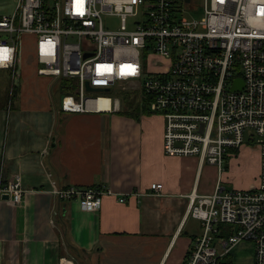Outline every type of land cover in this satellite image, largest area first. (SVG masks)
Segmentation results:
<instances>
[{"label": "built area", "instance_id": "1", "mask_svg": "<svg viewBox=\"0 0 264 264\" xmlns=\"http://www.w3.org/2000/svg\"><path fill=\"white\" fill-rule=\"evenodd\" d=\"M202 2V16L189 18L183 13L194 0H17L0 16V69L19 77L21 38L35 35L37 74L76 81L73 93L61 94L62 112L119 109L120 99L108 94L138 90L141 109L165 119L167 155L197 157L220 176L230 152L258 151L260 173L249 188L228 190L219 177L211 195H189V215L202 231L183 264H220L241 242L252 244L253 264H264V0ZM106 17L118 26L105 25ZM5 193L12 204L23 201L19 176L0 182ZM53 193L97 211L113 192L68 186Z\"/></svg>", "mask_w": 264, "mask_h": 264}, {"label": "crops", "instance_id": "2", "mask_svg": "<svg viewBox=\"0 0 264 264\" xmlns=\"http://www.w3.org/2000/svg\"><path fill=\"white\" fill-rule=\"evenodd\" d=\"M36 69L19 65L15 101L0 107V182L19 176L25 190L20 204L0 196V264H183L202 231L189 195H211L217 167L167 155L164 118L141 107L62 112L57 80ZM68 186L113 193L88 211L53 193ZM233 250L249 257L220 264H253L251 243Z\"/></svg>", "mask_w": 264, "mask_h": 264}, {"label": "rangeland", "instance_id": "3", "mask_svg": "<svg viewBox=\"0 0 264 264\" xmlns=\"http://www.w3.org/2000/svg\"><path fill=\"white\" fill-rule=\"evenodd\" d=\"M197 2L194 9L186 10L183 14L189 18H199L203 14L202 0H194ZM17 0H0V16L11 14L16 6ZM105 25L114 28L118 26V20L112 18H104ZM36 36L23 35L21 38V49L19 59L21 61L20 67L23 64H36L34 61ZM18 79L13 76L10 70L0 69V107L15 101L17 94ZM57 98L61 99L60 92H57ZM112 98H119L120 105L123 109H136L142 106L143 100L141 99L140 92L137 91H121L119 89L113 90L108 94ZM14 96V97H13ZM116 105V104H115ZM163 117L162 115H159ZM164 118V117H163ZM165 120V119H164ZM231 155L224 158L223 171L219 176V171L216 172L217 180L221 178V186L228 189H246L255 184L258 180L261 166V156L259 162V152L253 148H241L237 151L230 152ZM218 170V168H217ZM249 257V254H236L233 250L231 260L234 259L243 263L239 258ZM248 261V260H247Z\"/></svg>", "mask_w": 264, "mask_h": 264}, {"label": "trees", "instance_id": "4", "mask_svg": "<svg viewBox=\"0 0 264 264\" xmlns=\"http://www.w3.org/2000/svg\"><path fill=\"white\" fill-rule=\"evenodd\" d=\"M76 89V81L75 79L72 78H60L57 80V91L60 92V94H68V93H73ZM139 108L133 109V110H122L120 111L123 114H128V115H132V116H138L139 115ZM69 249H71V251L73 253H76V249L74 246L69 245L68 246ZM229 264H233L232 262H230Z\"/></svg>", "mask_w": 264, "mask_h": 264}, {"label": "water", "instance_id": "5", "mask_svg": "<svg viewBox=\"0 0 264 264\" xmlns=\"http://www.w3.org/2000/svg\"><path fill=\"white\" fill-rule=\"evenodd\" d=\"M190 1L191 0H185V2H187V3H189ZM87 89L89 91H105V92H109L110 91L109 88H104V89H102V88H93V87H91L89 85H87ZM2 198L5 199V200H8V199H10V195L5 193V194L2 195Z\"/></svg>", "mask_w": 264, "mask_h": 264}, {"label": "bare ground", "instance_id": "6", "mask_svg": "<svg viewBox=\"0 0 264 264\" xmlns=\"http://www.w3.org/2000/svg\"><path fill=\"white\" fill-rule=\"evenodd\" d=\"M104 106L103 108H109V100H104Z\"/></svg>", "mask_w": 264, "mask_h": 264}, {"label": "snow or ice", "instance_id": "7", "mask_svg": "<svg viewBox=\"0 0 264 264\" xmlns=\"http://www.w3.org/2000/svg\"><path fill=\"white\" fill-rule=\"evenodd\" d=\"M4 58H6V57H4Z\"/></svg>", "mask_w": 264, "mask_h": 264}]
</instances>
